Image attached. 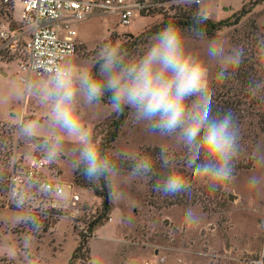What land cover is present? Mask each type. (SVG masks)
<instances>
[{
    "label": "clouds",
    "instance_id": "1",
    "mask_svg": "<svg viewBox=\"0 0 264 264\" xmlns=\"http://www.w3.org/2000/svg\"><path fill=\"white\" fill-rule=\"evenodd\" d=\"M176 2L186 8L196 6L190 32L191 39L204 42L202 50H193L189 35L177 24L169 23L134 56L113 42L101 44L83 63H57L46 80L31 85L47 111L46 124L21 118L16 125L18 137L35 142L46 164L65 161L89 182L103 181L110 188L121 178L151 181L153 191L163 197H190L197 185L182 169L190 170L210 194L233 182L241 153L240 127L231 109H214L209 64L218 66L215 80L225 83L244 63L245 52L240 47L228 50L221 41L206 39L203 25L214 14L207 0ZM258 48L264 55V38L258 41ZM245 90L252 97L264 99V76L250 77ZM105 100L111 112L120 115L127 110L133 124L149 135L170 140L182 154L168 144L160 145L155 158L129 148L109 153L102 147V138L85 123V115L95 112ZM247 183L257 188L261 177L250 176ZM40 189L52 194L48 183L40 184ZM109 197L120 199L111 190ZM12 200L16 209L24 211L22 194L17 193ZM41 212L46 214L45 209ZM18 219L28 226L30 234L42 229L36 214ZM184 220L197 222L196 211L186 209Z\"/></svg>",
    "mask_w": 264,
    "mask_h": 264
},
{
    "label": "rangeland",
    "instance_id": "2",
    "mask_svg": "<svg viewBox=\"0 0 264 264\" xmlns=\"http://www.w3.org/2000/svg\"><path fill=\"white\" fill-rule=\"evenodd\" d=\"M245 1L207 0L213 8L211 19H232ZM163 3V6L142 12L127 27L120 25L118 14L113 12H96L84 21L75 22L79 50L68 60L88 61L103 43L114 42L127 50L131 48V40L137 39L139 47L127 51L134 56L155 33L171 22L176 10L183 7L176 1L163 0ZM21 10L22 5L17 1L14 16L18 20L21 19ZM251 19L264 29V3L257 6L238 27H224L217 36H206V39H217L228 50L237 47L234 40L245 38ZM183 30L190 37V47L202 50L204 42L191 39L190 29ZM0 63L2 67H12L6 69L10 72L8 76L1 73L0 67V150L3 155L11 154L18 149L21 140L18 155L41 157L35 142L18 137L17 124L9 122V117L12 111L17 116L15 121H18L19 116L26 113L25 119H37L46 124L47 111L39 103L31 85L42 83L48 76L31 75L28 83L19 82V68L14 59L0 53ZM217 71L215 63L209 64V86ZM112 114L103 104L95 112L85 115V123L100 137L103 127L95 130L96 125L104 123ZM161 144H168L178 155L182 154L170 140L147 134L128 117L114 150L129 148L140 152L145 147H160ZM253 157L252 169L239 173L233 182L225 185L224 199L214 205V210H205L199 204L159 208L150 204L148 181H117L111 187H116L115 192L120 199H112V209L103 225L95 226L91 234L86 235L88 251L83 257L74 258L73 264H93V261L100 264H241L245 260L256 259H263L264 264V136L255 146ZM60 174L62 180L73 184L85 203L99 215L102 199L95 200L91 196L93 193L77 186L69 167L64 176L61 171ZM253 175L261 177L257 188H250L247 183ZM188 208L196 211L197 222H185L184 214ZM25 214V210L0 208V264H71L82 235L77 227H73L71 220L65 218L58 233L50 229L41 239L30 234L28 226L19 221L18 218Z\"/></svg>",
    "mask_w": 264,
    "mask_h": 264
},
{
    "label": "built area",
    "instance_id": "3",
    "mask_svg": "<svg viewBox=\"0 0 264 264\" xmlns=\"http://www.w3.org/2000/svg\"><path fill=\"white\" fill-rule=\"evenodd\" d=\"M17 1L22 5L20 20L14 16ZM163 5V0H0V53L14 59L19 81L28 83L31 75L49 76L57 63L77 54L75 22L84 21L96 12H113L118 14L120 25L127 27L142 12ZM19 147L6 155L0 150V208L18 210L12 196L19 193L25 198L27 214H36L43 224L39 233H32L36 238L45 237L65 218L80 233L90 235V223L97 212L85 203L73 184L62 180L57 165L46 164L42 156L18 155ZM42 183L50 185L51 195L40 189ZM241 264H263V259L245 260Z\"/></svg>",
    "mask_w": 264,
    "mask_h": 264
},
{
    "label": "trees",
    "instance_id": "4",
    "mask_svg": "<svg viewBox=\"0 0 264 264\" xmlns=\"http://www.w3.org/2000/svg\"><path fill=\"white\" fill-rule=\"evenodd\" d=\"M262 3H264V0H247L243 2L241 9L233 14L232 19L220 21L210 19L203 25V31L206 36L215 37L224 27H238ZM195 10V5L191 8L180 7L176 10L169 23H175L182 29H191L193 26V12ZM261 38H264V29L259 27L255 19H251L246 27L245 38L237 39V41L236 39L234 40L237 47L244 49V63L236 70L232 80L225 83H218L216 80H213L209 86L213 92L214 109H231L236 114L238 120L241 133V153L236 161L235 176L252 169L254 166L253 150L264 136V99L252 97L245 90L250 77L264 76V55L259 52L258 48V41ZM138 44L137 39L131 40V48H127V51L131 52L135 48H138ZM104 104L107 105V100L104 101ZM128 117L129 112L127 110L120 115L113 113L104 123L96 125L95 130L103 127L100 136L103 141L102 147L109 153L114 150V144L119 138ZM158 151L159 147H145L140 150V153H146L155 158ZM124 168L127 169V165H124ZM156 168L157 172H159V164H157ZM182 171L197 185L192 195L190 197L185 195L163 197L161 194L153 191L152 182L148 181L151 205L167 208L175 205L191 206L199 204L205 210H214V205L224 199L225 185L215 194H210L201 186L202 182L200 180L191 176L190 170L182 169ZM74 183L82 189L91 190L96 197L102 199V209L95 220L90 223L89 230L92 232L95 226L103 225L104 219L107 218L112 209V199L109 197V191H113V189L103 181L91 183L79 172H74ZM87 243L88 237L83 234L80 235V241L74 250L71 264H73L74 258L78 256L83 257L85 251H88Z\"/></svg>",
    "mask_w": 264,
    "mask_h": 264
},
{
    "label": "crops",
    "instance_id": "5",
    "mask_svg": "<svg viewBox=\"0 0 264 264\" xmlns=\"http://www.w3.org/2000/svg\"><path fill=\"white\" fill-rule=\"evenodd\" d=\"M3 66V64L2 63H0V67H1V73L4 75V76H8L9 74H10V72H7V70L6 69H11V68H8V67H2ZM5 69V70H4ZM14 70V69H13ZM16 72H17V70H16ZM18 80H19V78H18ZM20 82V81H19ZM30 89V88H29ZM11 110H13V108L11 109ZM11 116L9 117L10 119H11V121H9V122H11L12 124H18V122H19V120L21 119V118H23V119H25V114L26 113H23V114H21L20 116H19V120L18 121H15V116H16V114H14V112H12L11 111ZM17 117V116H16ZM3 120H5V121H7L8 119H4V118H2ZM45 119L47 120V117H45ZM1 120V119H0ZM55 165H57L58 166V168L60 169V171L62 172V175L64 176V174H65V170L66 169H68V166H67V163L65 162V161H61V162H59V163H57V164H55ZM72 174H73V178H74V172L72 171ZM72 178V179H73ZM123 180H125L124 178H121L120 180H119V182H123ZM113 189H114V191H116V187L115 186H113ZM89 192H91V193H93L91 190H88ZM91 196H93L94 198H95V200H96V198H98V197H96L95 195H91ZM89 198H90V196H88ZM98 200L100 201L101 199L100 198H98ZM64 221V219H61L59 222H58V224L56 225V228H55V234L56 233H58V231H60V227H61V224H62V222ZM68 227V226H67ZM99 230H100V228L97 230V233H96V235L94 236L95 238L97 237V235H98V232H99ZM94 238V239H95ZM78 245V244H77Z\"/></svg>",
    "mask_w": 264,
    "mask_h": 264
}]
</instances>
